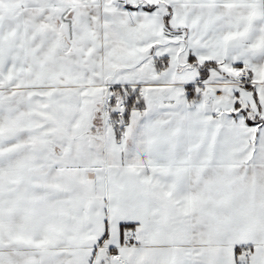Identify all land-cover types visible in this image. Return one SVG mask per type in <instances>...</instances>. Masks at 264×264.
<instances>
[{
	"label": "snow or ice",
	"instance_id": "snow-or-ice-1",
	"mask_svg": "<svg viewBox=\"0 0 264 264\" xmlns=\"http://www.w3.org/2000/svg\"><path fill=\"white\" fill-rule=\"evenodd\" d=\"M0 264H264V0H0Z\"/></svg>",
	"mask_w": 264,
	"mask_h": 264
}]
</instances>
